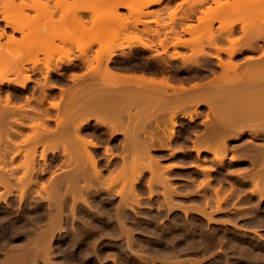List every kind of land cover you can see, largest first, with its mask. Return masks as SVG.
<instances>
[{"label": "bare ground", "instance_id": "1", "mask_svg": "<svg viewBox=\"0 0 264 264\" xmlns=\"http://www.w3.org/2000/svg\"><path fill=\"white\" fill-rule=\"evenodd\" d=\"M18 1L0 0V189L4 190V193L0 194V206L1 203H5L9 209L15 202H19V205L27 202H47L51 209L47 214V225L43 224V220L33 218L32 214L24 215L25 221H23L20 218L23 214L19 210V217L15 220L8 221L9 218L6 216L5 222H7H4L2 228L5 242L0 245V262L1 264H33L42 260L44 264H102L103 259L113 258L112 264H118L116 257L120 252L128 256L133 255L136 260H142L138 262L148 264L145 253L142 250L135 251L136 242L140 243L139 246H142V243L135 238L136 229L128 226L129 211L138 214L137 209H144L147 205L138 188L146 172L150 174L147 186L150 200L157 194L155 189L158 186L163 188L162 194L167 207H173L171 201H174L175 196H180L179 189L173 183L175 180L170 174L175 169L188 168L179 163L163 166L162 161L151 154L153 150L170 148L177 124V116L172 115L179 114L180 110H189L190 106L196 107L194 111L196 114L200 106L207 105L214 118L210 138L214 142V164L219 169L227 168L226 159L230 140L247 134L254 140L264 139V0H233V3L226 0L225 2L212 0L216 7L201 12L200 17L192 10L193 8L183 11L180 16L177 12L172 13L171 20L179 21L180 30L173 26L163 33L165 37L159 43L161 52L155 49L154 44H147L142 40L127 46L123 44L113 46L109 44L112 39H107V35L103 33L106 35L105 40L110 41L108 45L99 46L98 63L102 59L101 62L103 61L104 64L96 63L98 65L96 67L93 66L95 59H91L88 55L93 50L94 42L77 45L80 52V56L77 57L80 64L77 67H84L86 72L71 78L75 87L67 92L66 107L63 112L61 102L50 103L51 108L60 113L55 119L54 131L46 125V122L51 121L48 110L40 111L33 107L32 103L45 107L50 98L48 90L57 87L52 83L51 74L60 71L63 66H76L74 59H68L67 62L63 58L52 59L55 51L62 50L55 44V40L68 38L70 27L81 34L91 33L90 29V32L86 29L87 24L93 25L92 30H98L92 32L95 37H98V34L100 36L105 30H111L112 24L124 25L128 22L135 23L136 28L138 24H142L143 33L148 35H159V31L151 29L141 20V17H147L142 9L127 7L128 0H71L72 3L68 0ZM162 1L164 0H153L147 5ZM194 2L191 6L203 5L207 0L197 1L196 5ZM243 4H247L243 6L246 7L245 9L241 7ZM96 5L105 6L106 8L103 9L105 8L106 12L94 11ZM253 6L259 9L256 8L254 13L248 15L249 17L246 15L247 18L242 20L244 17L241 14L242 19L234 18L236 21L230 22L233 14L243 13L242 9L252 11ZM119 8H126L128 13L126 15L120 13ZM231 8L237 10L231 11ZM30 12L35 13L34 17L29 15ZM87 15L90 16V20H87ZM196 16L198 24L195 25L193 18ZM56 17L59 18L56 20ZM2 23L4 28H1ZM25 23H28V26ZM216 23H220L217 29L214 27ZM238 23L242 24L240 34H238ZM29 24H36V27ZM58 26L63 29V32L60 31L63 37L58 35L60 34L58 30L55 34ZM66 26L70 27L66 28ZM8 30H11V33ZM123 30L127 28L123 27ZM76 31L74 35L77 34ZM17 34L22 36L17 37ZM170 34L173 36L171 42ZM72 35L70 38L73 37ZM185 35H190L193 39L184 40ZM100 38H104L103 35ZM60 42L64 44L65 39ZM171 48L175 51L181 48L190 49L192 54L186 57L177 52L169 56ZM133 49H142L151 53L155 51L151 57L157 59L161 56V64L169 68H173L175 62H180L182 69L187 73L193 72L199 75L206 72L209 76L204 78L207 80L205 83H195L190 87L182 83L179 87H175L169 78H162L157 82L153 77L126 76L115 71L113 65L117 67L124 65L132 58ZM117 51H120L119 55ZM69 52L71 51L67 50V53ZM239 54L249 56L243 62H236ZM40 55H44L42 60L39 58ZM222 55H227L228 59L223 60ZM214 57L217 63L213 61ZM42 69H45V73H42L44 82L37 83L40 89L39 96L35 97L34 92L29 97V86L34 81L32 74L36 70L42 72ZM101 74L105 82L99 80ZM158 87L161 89V115L165 114V118L161 124V138L155 140L150 134L152 143L147 144L144 138L139 136L141 129L146 128L145 123L125 128L123 119L126 114H130L128 104L135 103L139 94L147 96L148 103L152 104L154 99L151 92ZM170 90L174 94L172 98L168 97ZM24 97V104H16ZM149 112L150 124L154 113L152 110ZM192 114L186 113L193 119ZM93 121L95 124L92 123ZM116 135H123L125 139L122 142L124 152L120 155L114 152L116 147L111 145V139ZM103 137L107 142L105 146L99 142ZM39 148H42L40 154ZM245 150L249 153L245 158L250 160L253 171L244 172L243 178L246 180L242 182L252 184L251 194L253 198H257H255L257 205H260L264 200V143L248 144ZM197 151L200 154V150ZM51 154H59L60 158H49ZM236 160L233 157L231 162ZM40 161H43V165ZM54 168L64 170V173L57 176L53 172ZM195 168L208 176L206 181L198 185L192 183L196 186L198 194L206 195L212 188L211 172L215 169L206 168L203 164ZM106 170L112 171L108 179L104 176ZM47 174L52 175L48 180L49 183H40L41 177ZM187 183L189 184L185 182L184 185L186 186ZM121 185L122 187H119ZM39 186L40 188L37 189ZM42 192L47 195H43ZM213 192L215 208H212L210 199L206 196L205 208L197 206L182 210H185V214L194 210L202 214L208 222L213 223L214 214L223 212V203L234 195V189L224 197H221V189H215ZM111 197L121 199L114 217L109 215L108 204H111V201L108 199ZM67 198L72 201L70 214H67L65 209ZM255 202H252L255 204L253 206H257ZM79 204L92 214L93 221L109 215L108 221L114 222V225L109 230H101L99 238L106 237L113 242L97 247L94 245L92 248L89 246L88 236L96 231V227L85 218L86 214L82 216L78 213ZM30 207L33 211L35 204H30ZM256 210L254 218L250 217L251 220L248 221V227L260 230L264 227V206ZM29 226H31L30 231L34 232V237L28 239L27 235L26 242L23 244L20 241L22 245L16 247L13 244L14 239L21 236ZM238 226L234 225V229H237L239 237L250 231ZM256 229L252 231V237L254 235L261 240L260 233ZM137 230L146 236L155 235L147 228L139 227ZM62 233L64 235H61ZM158 237L157 243L163 244L162 236ZM237 237L236 239L232 237L234 241L228 240L233 258L232 260L227 258L226 264H264L263 243L261 244L254 237L249 239L250 241L240 242ZM116 238H124L125 244L117 243ZM191 249H194V246L175 244L169 250L153 245L147 252L148 255L151 253L152 256H158L157 258L160 255L161 258L164 256L165 258L160 262L169 264L171 259V262L173 259L178 261L180 253ZM149 258L154 264L157 261L154 256Z\"/></svg>", "mask_w": 264, "mask_h": 264}, {"label": "rangeland", "instance_id": "2", "mask_svg": "<svg viewBox=\"0 0 264 264\" xmlns=\"http://www.w3.org/2000/svg\"><path fill=\"white\" fill-rule=\"evenodd\" d=\"M68 1H70L69 3H72L73 0L72 1L68 0ZM151 1H153V0H128L126 6L127 7L131 6V8L133 7V9H136V10L142 9V11L147 14L146 15L147 17H145V16L141 17V20L143 22H145V24H147L151 29L158 30L159 35H156V34L148 35L146 33H143L142 30L144 29V26L142 24H138L137 29H135V27H134L135 23H132V22H130V23L128 22L127 24H124V25H120V24L119 25L118 24L110 25L111 30H105V32L103 31L101 33L99 31V33L101 35H103V37H104V38H100L101 35L99 36V34H98V37L100 39L98 37H95L94 36L95 34L92 33L94 30L91 29L93 27V25H91V24H87L86 29H88V31L90 29L92 35L94 34L93 35L94 37L91 36V33H87L86 32L87 30L85 31L86 33L81 31L84 33V34H81V33H78L73 27L71 28L70 26H66V28L70 27V29L68 28V30H70V32L68 34H67L68 30L66 31L68 38H64L65 39L64 44H62L60 42V40H64V39L55 40V44L57 46L61 47L62 50L55 51L53 53V55L51 54L53 56L52 59L55 58L54 60H58L59 58H61V59L63 58V60L66 62L68 59H76L77 57L80 56V52L78 51L77 45L88 44V43L94 42L93 50L88 55L91 59H95V60H93V66L98 67L99 63H100V65L104 64L103 61L101 62L102 59L98 63L99 58L97 57V55H98L97 51L99 50V46L100 45H108V42L111 39H112L111 43L109 42V44H112L113 46L119 45V44H123V45L127 46L129 44L138 43L140 40H142L144 43H147V44H154V45L159 44L161 42V39H164V37H165V35L163 34L164 32L169 31L170 28L173 26L174 27H180L179 21L178 22H172V20H171V14L172 13L177 12L178 16H180L183 11L191 10L193 8L196 10V15L200 17V16H202L201 12L208 10L210 7H211V9L216 7V5L212 2V0H208L203 5H196L195 4L197 1H200V0H164V1H162V3L160 2V3H155L154 5L153 4L147 5L148 3H151ZM194 1H196V2H194ZM216 1L225 2V0H216ZM226 1L229 3L230 2L233 3V0H226ZM193 2L196 6H191V5H193ZM182 3H183V6H182L183 9H181ZM239 6H237V7L240 8ZM243 6H247V4L241 5V7H243ZM250 6H251V3H250ZM103 7H105V6H103ZM103 7L96 5L93 9L96 12H104L105 11L104 9L106 7L104 9H103ZM245 8L246 7H243V9H245ZM256 8L257 7H254L253 8L254 10H252V11L250 10L249 12L244 11L241 8L242 9L241 11L243 13H240L238 15L233 14L231 16L230 22L240 20V19H242V17H244L242 19V20H244L246 15L248 16L252 12L254 13ZM257 9H259V8H257ZM233 10H237V8H233V9L231 8V11H233ZM10 11L15 12L12 10H10ZM10 11H9V13H11ZM256 11H258V10H256ZM119 12L126 15L128 13V10L126 8H119ZM234 12L237 13V11H234ZM238 13H239V10H238ZM241 14H243V15H241ZM29 15L31 17H34L35 13L30 12ZM89 15H87V20H90ZM57 18H59V17H56V20H57ZM234 18H237V19L235 20ZM129 21H130V19H129ZM193 23L195 25L198 24L196 18H194ZM25 25L28 26V23H25ZM31 25H33V24H31ZM33 26L36 27V24ZM219 26H220V23H216L214 25V27L216 29ZM240 26H242V24L238 23L237 27L239 28V30H238L239 34H240ZM123 27L127 28V30L122 31ZM1 28H4V23L1 24ZM56 28L57 29H55V34H57L56 30H58L59 31L58 33H60L58 35H61L63 37V33L61 34V32H60L63 29H61L59 26ZM66 28H64V29H66ZM8 31H9V33H11V30H8ZM75 31L77 32V34L75 33V35H74ZM96 31H98V30H96ZM96 31H94V32H96ZM114 32H116V33H114ZM103 33H105L108 37ZM71 34H73L72 38H70ZM109 34L110 35L113 34L112 35L113 37L111 38V36ZM21 36L22 35L17 34V37H21ZM105 36L107 39L110 38V40L109 41L105 40L106 39ZM172 37H173L172 34H170L169 39L172 40L171 39ZM20 39H22V38H20ZM190 39L191 40L193 39L190 35L184 36V40H190ZM97 40H98V42H97ZM101 41H103L104 43ZM105 41H106V43H105ZM157 48L159 51H161V48L159 46ZM67 50H69L71 52L67 53ZM125 51L128 52V50H125ZM177 52L180 53L181 55L186 56V57H189L192 54V51L190 49L181 48V49H178L175 51L174 49L171 48L170 53L168 55L171 56L172 54H175ZM117 53H120V51H117ZM43 56L44 55H40L39 58L42 60ZM135 56H137V58H140V60H138L139 64H145L146 62H148V59L151 58V53L147 52L144 54L142 52H138V53H135ZM94 61H97V62H94ZM76 62H78V61H76ZM175 63H177V62H175ZM178 64H180V62L177 63V65ZM84 72H85V70H79L76 72L69 71L68 77H70L71 74H73V73L75 75H81ZM135 74L136 75H142L143 74V75H146L147 77L151 76L157 82H159L162 79V77L173 75L170 73L161 75V72L160 71L158 72L156 70H154V71H149V70L147 71L146 70L144 72L142 71V72H135V73L130 72V71H125L126 76H128V75L132 76ZM36 78L41 79L40 76H37ZM170 79H173V77ZM99 80H101V82L106 81L102 77V74L99 77ZM196 82L201 83L202 81H190V82L186 83V86L190 87L192 84H194ZM173 83L177 86L179 85V82H176L175 79H173ZM72 85H73L72 82H69V87H71ZM151 94L153 95V99H154V102H151L153 104L152 108L153 109L158 108L161 110V89L159 87L155 88V90L153 92H151ZM143 107H145L144 104H143ZM128 108L132 110L133 114H135V111L139 109V108H134V107L132 108L131 106H129ZM203 109H206L208 111L206 106L201 107L199 110H203ZM144 114H145V112H140L138 114L137 121H135V120L132 121V119L130 120L129 117L127 115H125V119H124L125 126L124 127L127 128V127H130L131 125L134 126L135 123L141 124L144 117H145ZM92 123L95 124V121H93ZM54 125L55 124L52 123L51 126L54 127ZM178 129H179V127L174 128V131L176 132V134H177ZM155 131L156 132H155L153 138H155V137L160 138L161 137V129H159V131L155 129ZM150 134H152L150 131H142L141 134L139 133V136L142 138L141 135H143V137H145V139H144L145 142L148 143L150 141L149 143L151 144L152 142H151V139L149 137ZM112 139H111V145H113L114 142L120 141L119 139H122V141L125 140L123 135L122 136L116 135V136H114V139L113 140ZM251 139L252 138L249 135H246V136H243L240 140H236V141H233L231 143L239 142V141H245V140H251ZM155 140H156V138H155ZM174 140H172V142L170 143V149L158 150V151L153 150L151 152V154L153 156L157 157L158 159H160L162 161L163 166H169L172 164H178L179 163V164L185 165L188 168L187 170L175 169L170 174V176L175 180V181H173V183H174L175 187H177L179 189L178 191L180 192V196H175L174 201H171L174 203V204L172 203L173 207H171V208L167 207L168 206L167 202L165 203V199H164V196L162 194L163 188H161V186H158V188L155 189L157 194H155L153 196V198L150 200L149 199L150 194L148 191L149 189L147 188L148 182L150 179V174L148 172L145 173L144 178L142 179V182L139 184L140 187L138 186V188H140L139 191H140L142 197L144 198V202L147 205L144 206V209H140V208L137 209V212L139 215L134 214L133 212L129 211L130 220H129L128 226L132 229H136L135 233L136 232L137 233L135 235V238L142 243V246H139L140 243L138 241L136 242L137 244H135V251L142 250L143 253H145L144 255H146V257L148 259V264H154L153 262H151V259L149 257L151 256L153 258V256H154V258H157L158 256H155V255L152 256L151 253L148 255L147 251L150 249L151 246L156 245L157 248L158 247L161 248V246H162V247H165V249L170 250V248L172 246H174L175 244H184V245H186V247L194 246V249L183 252L182 254L180 253L179 254L180 259H178V261H176L177 259L176 260L173 259L174 262L173 261L171 262V260H172L171 259L169 264H192V263L194 264V262H198V264H224V263L226 264V261H228L229 258H230V260H232V258H233L232 257L233 251L231 248H229L230 247L229 241H234L236 239V237L239 235V233L237 232V229H234V225H239L238 227L243 229V230L244 229L250 230V231H248L249 235L246 234L243 237H242V235L240 237L239 236L237 237V238H239L240 242L250 241L251 238L254 237V238H257V241H259L261 244L263 243L262 245H264V239H262V238H264V227L260 228V230H259V228H257V229L255 228L256 231H259L261 240H259L260 238H258L257 236L255 237L253 235V237H252V231H255V229L248 227V221H250L251 218L253 216H255L254 214L257 211L256 210L257 208H260V206L261 207L264 206V200H263V202L260 203V205H257V202H255L257 198L256 197H255L256 199L253 198V196L251 194L252 189H253L252 184L250 182H248L247 184L242 182L245 179V178H243L245 173L243 172V173H239V174L235 175V173L231 171L232 169H235V165H234L235 163H232L230 161L229 156L226 159L227 168H225V169L216 168V165L214 164V162L207 163L205 161H201L198 158H197L198 160L196 161L193 158L181 157V153H177V151L182 150V151L187 152L188 148L180 147L178 144L174 143L175 142ZM99 142L100 143L102 142L101 144L103 146H105L107 144L105 137H103V139H100ZM256 143H263V141H256ZM152 146H153V144H152ZM203 150L204 149H202V151ZM205 150H207V149H205ZM41 151H42V148H39V154L41 153ZM114 152L117 153L118 155H120L121 150L116 148V149H114ZM123 152L124 151L122 149V153ZM182 156H183V154H182ZM232 157H238V156L233 155ZM49 158L58 159V158H60V155L59 154H55V155L51 154ZM19 163H20V160H19ZM40 163L43 165V161H40ZM201 164H203V166L206 168H212V169L214 168L215 169L211 172L212 188L209 189L210 191H207L206 195L198 194L196 186L194 184H192L193 182H195V184L198 185L202 181H206L208 178V176H205L202 173V171L193 167L196 165L199 166ZM54 166L55 165H53V167ZM53 172L55 173V175L60 176L64 173V170L54 168ZM195 172H197V173H195ZM111 173H112V171H108V170L104 171L105 178L108 179V177L111 175ZM51 176H52L51 174H47V175L43 176V178L41 177L40 183L48 184L49 183L48 180L51 178ZM185 182H189V184L188 183L187 184L190 186V188H189V186H187V184H186V186L184 185ZM119 187H122V185ZM119 187H117V189H119ZM39 188H40V186L37 187V189H39ZM215 189H221V191H222L221 197H224L227 194H229L232 189H234V195L227 202L223 203V206H222L223 212L222 211L216 212L214 214L213 217L215 220L213 221V223L208 222V220L206 218H203L202 214L200 215L199 213L195 212L194 210H190L187 213L188 215L185 214V210H182L184 208L185 209L188 208L187 210L193 209L197 206H201L202 208L203 207L205 208L206 207L205 204L207 203V201H206L207 197L210 199V205L212 206V208L213 207L215 208L216 207V201H215V195L213 192ZM3 193H4V190L0 189V194L2 195ZM42 194L47 195L44 192H42ZM189 194H191V195H189ZM4 196H5V194H4ZM106 199H107V197H106ZM67 200L68 201L66 203L65 209H66V213L70 214L72 201H70V198H67ZM108 200L111 201V204H108V208L110 209L109 215L114 217L116 207L119 205L121 199L111 197V199H108ZM252 202H255L257 206H253L254 203H252ZM30 204H32V205L35 204L33 211L30 209L31 208ZM37 206L39 207V209ZM160 206H161V208H160ZM180 206H182V207H180ZM252 206L254 208H252ZM101 207H102V205L100 206V208ZM255 207H256V209H255ZM0 208L7 210L6 216H8V218H9L8 221L9 220L12 221V220L17 219L19 217V214H18V210H19L23 214V216L20 215V218L23 221H25L24 215H29V214L30 215L32 214L35 216L42 215L43 217H45V221L43 222L44 225H47L46 223H48V220L46 218H47L48 211H50V209H51L47 202H40V203H33V202L29 203V202H27V203H24L21 205H19V202H15L12 204V206L9 209H7L5 203H1ZM84 209H85L84 206L82 204H79L78 213L82 216H84L86 214L85 218L87 220H90L89 223H91V225L93 227H96V229L94 228L96 231L94 233L91 232L88 236L89 246L92 248V247H94V245H96V247H97L100 245L102 246L104 243L106 244L109 242H113L112 239H109L106 237H100L99 238V236L101 234V230H103V229L109 230L114 225V222L112 223V222L108 221L109 215H107L106 217H103V219L93 221L92 220L93 219L92 214L86 209H85L86 211H84ZM103 209L104 208H102V210ZM52 210L55 211L54 209H52ZM67 210H69V211H67ZM244 211H245V213H244ZM246 212L248 213V215ZM250 212H253V213H250ZM0 216H2V214ZM231 222H232V224H231ZM5 223L2 221L0 222V245L3 242H5L4 236H2L3 235L2 227L4 226ZM226 223H227V225H226ZM70 225H71V223H70ZM30 227L31 226H29V228H27L25 231H23L21 236L16 237L14 239L13 244L16 247L22 245L21 243L24 244L26 242L27 238L31 239L34 237V232L30 231V229H31ZM139 227H142L145 229L146 228L150 229L151 231H153L155 233V235H147V236L143 235L140 231L137 230ZM97 228H100V229H97ZM208 229H209V231H208ZM251 229H253V230H251ZM61 235H64V233H62ZM159 235H161L163 240H164L163 244L157 243V241L159 240V237H158ZM26 236H27V238H26ZM58 237H60V234H58ZM232 237H234L235 239ZM98 238H99V240H98ZM240 238H241V240H240ZM20 241H22V242L20 243ZM115 241L119 244H123V245L125 244L124 238H116ZM143 246H145V248H142ZM164 258H165L164 256L161 258V255H160L159 258H157V261L155 262V264H166V263L160 262L161 259H164ZM40 259L41 258H39V260ZM112 259L113 258H105L102 260V264H112L113 263ZM116 259L118 261V264H130V263L131 264H144V263H140L142 260L141 261L136 260V258H134L133 255L128 256V255L120 253V252L118 253V256L116 257ZM149 259H150V261H149ZM138 261H140V262H138ZM200 261H202V262H200ZM35 263L36 264H44L42 260L37 261ZM35 263H33V264H35ZM0 264H1V262H0Z\"/></svg>", "mask_w": 264, "mask_h": 264}, {"label": "flooded vegetation", "instance_id": "3", "mask_svg": "<svg viewBox=\"0 0 264 264\" xmlns=\"http://www.w3.org/2000/svg\"><path fill=\"white\" fill-rule=\"evenodd\" d=\"M192 10H194L196 12L195 9H192ZM194 18L197 19V16ZM194 18H193V20H194ZM176 28L178 30H180V27H176ZM135 29H137V28L135 27ZM238 36L239 35H237V37ZM170 42H171V40H170ZM154 46L156 49L159 46V44H155ZM157 50H158V48H157ZM128 52H129V50H128ZM138 52H142L144 54L147 52L151 53L149 51H144L142 49H133L132 58L130 60H127L124 65H122L121 67H117V66L113 65V68L115 69V71L122 73L124 75H125V71H130V72L135 73V72H142V71L144 72L146 70L147 71L148 70L149 71L156 70L158 72L160 71L161 75L170 73L173 75L162 77V78H169V80H171L172 84L175 87H179L182 83L186 86V83L190 82V81H202L201 83H205L207 80L204 78L209 76V74H207L206 72L199 74V75L197 73H193V72L187 73L182 69L181 63L177 65V63H179V62L175 63L173 68H169L168 66L161 64V56H159L157 59H154L151 57L150 59H148V62H146L145 64H139L138 60H140V58H137V56H135V53H138ZM159 52H161V51H159ZM153 53H155V51H153ZM153 53H151V56ZM117 54L119 55L120 53H117ZM248 56H249L248 54H245V55L239 54V55H237L236 62H243L245 59H247ZM222 58H223V60L228 59L227 55H222ZM76 61H78V62H76ZM213 61L215 63H217V59H215V57H214ZM74 63L76 65L75 67L63 66L60 71L53 72L51 74L52 83H55L57 85V87L55 89L48 90V93L50 94V98H49V101L45 104V107H41L37 103H34V102L32 103V106L35 107L36 109L40 110V111L45 112L46 109L48 110V115H49V117H51V121L46 122V125L52 131H54L56 129L55 119L57 118V116L60 113L57 110H53L50 106V103L51 102H61V111L63 112L65 110V107H66L67 92L75 87L74 83L71 81V78L73 76H75V74L73 73V74H71L70 77H68L69 76L68 72L69 71L76 72L79 70H85V72H86V69L84 67H82V68L77 67L80 64V60L78 58L74 59ZM41 68H43V67H41ZM42 70H43L42 72H41V70L40 71L36 70V72L32 74L34 81L29 86V89H30L29 97H31L32 96L31 94H33L34 92H35V97L39 96V90L40 89H39V87H37V83L38 82H40V83L44 82V75L42 73H45V69H42ZM83 74H81V75H83ZM81 75H77V76H81ZM37 76H40L41 79H37L36 78ZM128 76H130V75H128ZM132 76H134V75H132ZM135 76L147 77L146 75H143V74L142 75H136L135 74ZM172 77H173V79H175L176 82H179L178 86L173 83V79H170ZM69 82H72V84H73L71 87H69ZM196 83H200V82H196ZM186 87H188V86H186ZM173 95L174 94L172 93V90H170L168 97L172 98ZM62 97H63V99H61ZM24 103H25V97L22 98L21 100H19L18 102H16V104H24ZM143 104L145 105V107H143ZM152 105L153 104L148 103V97L147 96H145L143 94L142 95L139 94L136 97L135 103L130 102V104H128V106H127V108L129 106H131L132 108L133 107L139 108L138 110L135 111V114H133L132 110L130 109L129 111H130L131 116H130V114L129 115L126 114L130 120L132 119V121H134V120L137 121L138 114L140 112H145V114H144L145 117H144L142 123L141 124L135 123L137 125H143L145 123L146 128L141 129L140 134L142 131H150L152 133V135L154 136V134L156 132L155 129L158 131H159V129H161V124L164 121L165 114L161 115V110L158 108L153 109ZM203 106L207 107V105L200 106L198 108V113H196V114L194 113L196 107L190 106L189 110H186V111L180 110L179 114L172 115V116H177L176 127H179V129L177 130V134L175 132V136H174L173 140L175 139L174 143L178 144L180 147L188 148L187 152L186 151L178 152V153H181V157L193 158L196 161L198 159H200L201 161H205L207 163H212V162H214V153H213L214 142L210 138V132H211L212 125L214 123V118H213V115L210 113L208 107H207V109L209 112L206 109L199 110ZM149 110H152L154 113L153 119H151L150 124L148 123V121H149L148 114L150 113ZM186 113H193L192 114L193 119L189 115H186ZM168 118H169L168 121L170 122V116H168ZM124 119H125V116H124ZM124 119H123V121H124ZM52 123L55 124L54 127L51 126ZM247 135H249V134H247ZM141 136H142V138L145 139V137H143V135H141ZM244 136H246V135H244ZM149 137H151V136H149ZM242 137H240L238 139L230 140L229 144H228L229 151H228L227 158L229 156V159L231 161V159L233 158L232 157L233 155L238 156V157H235L237 160L235 162H232V163H235L234 164L235 169H232L231 171L234 172L235 175L239 174V173L246 172V171H250V172L253 171V167L251 166L250 160L248 158H245V155L249 154L245 150L246 145H248V144L262 145L264 143V139L254 140L253 137H251V136H250L252 138L251 140H245V141H239V142L231 143L233 141L240 140ZM155 138L160 139L161 137L160 138L155 137ZM119 140L120 141L114 142L113 145L116 148L120 149L121 153H122V142L123 141H122V139H119ZM256 141H263V143H256ZM149 142L147 144H149ZM202 149H204V150L202 151ZM205 149H207V150H205ZM159 150H161V149H159ZM197 150H200V154H198ZM182 154H183V156H182ZM196 166H193V167H196ZM195 173H197V172H195ZM0 209H2V208H0ZM1 214H2V216H0V222L1 221L5 222V219L7 218L6 217V210L2 209L0 211V215ZM32 217L35 219L37 218V219H41V220L45 221V217H43L42 215H39V216L33 215ZM2 218H4V219H2Z\"/></svg>", "mask_w": 264, "mask_h": 264}]
</instances>
